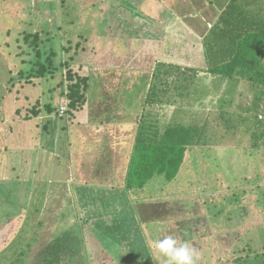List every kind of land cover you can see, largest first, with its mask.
I'll list each match as a JSON object with an SVG mask.
<instances>
[{"label":"rangeland","instance_id":"1","mask_svg":"<svg viewBox=\"0 0 264 264\" xmlns=\"http://www.w3.org/2000/svg\"><path fill=\"white\" fill-rule=\"evenodd\" d=\"M229 1L0 0V264H53L57 240L58 264H165L154 242L169 235L189 243L196 264H264L260 87L210 74L199 38ZM28 33L49 39L58 61L68 64L62 73L18 79L35 53L25 42ZM162 56L200 72L197 94L161 109L158 121L206 124L209 144L188 153L173 181L157 175L141 188L129 183L126 193L79 189L83 158L91 166L114 151L125 163ZM69 71L89 78L86 105L67 116L35 117L50 103L68 110ZM120 119L129 126H112ZM100 123L111 131L106 126L99 134ZM69 175L77 183L68 184ZM126 200H133L135 217ZM118 210L127 215L118 217ZM174 214L181 215L178 229ZM98 243L113 261L98 254Z\"/></svg>","mask_w":264,"mask_h":264},{"label":"trees","instance_id":"2","mask_svg":"<svg viewBox=\"0 0 264 264\" xmlns=\"http://www.w3.org/2000/svg\"><path fill=\"white\" fill-rule=\"evenodd\" d=\"M48 40L41 33L26 35L25 42L35 53L18 79L31 81L53 77L64 71L68 64L62 58L58 61L59 54L47 46ZM203 48L210 74L230 81H247L253 88L260 87V101H264V0H230L204 37ZM199 72L194 67L171 64L166 60L159 62L153 75V83L142 103L143 113L133 128H136L135 137L132 136L134 141L131 148L128 147L132 151L127 164L128 188L129 183L130 186L134 184L141 188L157 175H164L168 181L175 180L188 153L209 144V128L206 124L172 119L161 126L157 119L161 109L170 107L180 97L187 98L193 93L197 94ZM11 79L12 82L16 80L13 77ZM68 80L70 84L66 97L69 99V106L66 116L72 111L78 112L86 105L90 88L89 78L75 76L71 71L68 72ZM172 90L174 93L170 97ZM60 111V106L50 103L46 104L43 111H35L34 115L37 117L45 113L47 116L57 117L61 114ZM261 112L264 113V109ZM259 121L262 127L264 121L261 118ZM226 122L228 125L229 121ZM40 211L41 209L36 211V215ZM57 242L58 240L52 245L53 264H58V251L62 246H57ZM70 246L76 251L79 247L73 243Z\"/></svg>","mask_w":264,"mask_h":264},{"label":"crops","instance_id":"3","mask_svg":"<svg viewBox=\"0 0 264 264\" xmlns=\"http://www.w3.org/2000/svg\"><path fill=\"white\" fill-rule=\"evenodd\" d=\"M226 3H224V5H223L224 8L226 7ZM214 4H216V5L219 6V1L218 2H215L214 1L213 5ZM223 6H222V8H223ZM219 11H220V7H218L216 9V12L214 13V15L216 13H217V15L213 16V18L210 20V22L212 23L211 25H208L207 26L205 23L203 24L204 32L206 31V33H205V35L202 34L203 37L200 34V37L199 38L202 40L201 41L202 42V45H203V39H204V37L207 35V33L209 32V30L214 25V22H216V20L218 19L219 15L221 14V12H219ZM160 21H161V18L158 17V24L159 25H155V26L158 27L157 30L159 32H161V34H163V31L166 29V26H163L162 24H160ZM162 22H165V21H162ZM158 52H160V53H158L159 57L162 55V53H164V52H161V50L158 51ZM162 57L166 60V58L164 56H162ZM159 60L162 61L160 58H159ZM148 78L150 79V74H149ZM148 87L150 88V84H148ZM101 103H102V101H101ZM132 123H133V121H131V124ZM100 124H102V125H98V132H99V134H100V132L102 130L107 131L106 126L109 127V131L108 132L111 131L110 124H103V123H100ZM127 125H128V123L125 122L123 119L114 120L113 121V124H112V126H115V127H118V126L119 127H122V126L128 127L129 125L128 126ZM131 139H132L131 142H133L134 141V137H131ZM105 141H110V139H106ZM98 142L101 145H104V142H101L99 140H98ZM112 142L113 141L111 140V143ZM131 154H132V151H129L128 146H127V148L125 149V153H123V155H124L123 158L125 159V163L124 162L123 163H120L119 162V159H120V155H122V153H118V152H114V151L113 152L109 151V153L108 152H104V153H102V155H103L102 158L104 160L99 161V159L98 160L94 159L95 162L93 160V164L91 166L89 165V163H86V161L88 160V158H83V160H82L83 162H81L80 165H79V167H78L79 168L78 170L81 169V173H80L81 174L80 175L81 177L79 178V181H78V183H80V184H79L78 188L79 189H84V190H85V188H87L88 190H92V191H93V189H97L98 188V190L99 189H104V190H108L110 192H115L116 189H123V190H126V191H124V193L129 192L127 190L128 189V184H127V181H126V177H127V174H128V166H127V164H128V162H129V160L131 158L130 157ZM85 169H92V173H91L92 176H96V177L103 176L105 179H103V181H99V180L98 181H94L93 179H90V178H88V176H86L87 172H85ZM88 174L90 176V173H88ZM123 177H124V179H123ZM116 179L117 180L119 179V181L116 182ZM74 180H75V178L72 175H69L68 178H67V183L68 184H71V183H74V182L77 183V181H74ZM70 188H71V190H79V189H76V188L74 189L72 186H70ZM177 198L178 197H174L172 199H177ZM164 200H165V202H170L169 199H164ZM172 201H173V203H176L177 202L175 200H172ZM137 203H139V202H137ZM162 203H164V202H162ZM133 204H134L133 200L132 201L126 200L123 205L125 207V210L128 208L127 210L130 212V215L133 216V217H135V211H134V209L132 210V207H133L132 205ZM117 206H120L121 207V205H119V202L117 203ZM121 214L123 216L125 214L127 215V213L124 210L122 211ZM117 215H118V217L119 216H122V215H120V211L119 210H118V214ZM174 215L172 216V219L175 221V225H176L178 223V221H180V218L179 217H181V215H179L178 218L176 216L178 214H174ZM136 218L138 220H140L137 213H136ZM72 219L74 221H76V217L75 218H72ZM104 221H106L108 223V219H104ZM118 221H119V219H118ZM82 222L86 223V220L85 221H82ZM140 222L142 223V222H145V221H138L137 224L140 223ZM75 223H77V221ZM179 225H180V223H179ZM178 227L179 226H177V229H178ZM62 235H64V234H62ZM104 239H106V238H104ZM176 239L179 241L182 238L180 239L179 236H178ZM129 245H130L129 242L125 241L123 243L124 249L125 248H128ZM102 246H100V244L98 243V254H101V252H100V249H101L102 252H103V254H106V256L108 258H110V261L111 260L113 261V258L108 254V251L104 252V249H103L104 246L103 247Z\"/></svg>","mask_w":264,"mask_h":264},{"label":"clouds","instance_id":"4","mask_svg":"<svg viewBox=\"0 0 264 264\" xmlns=\"http://www.w3.org/2000/svg\"><path fill=\"white\" fill-rule=\"evenodd\" d=\"M157 252L165 258V264H196L195 250L187 242H179L173 236H165L154 242Z\"/></svg>","mask_w":264,"mask_h":264},{"label":"built area","instance_id":"5","mask_svg":"<svg viewBox=\"0 0 264 264\" xmlns=\"http://www.w3.org/2000/svg\"><path fill=\"white\" fill-rule=\"evenodd\" d=\"M61 113H62V115H64L65 114V112H66V110H64V108H63V106L61 107ZM260 118H262V116H260Z\"/></svg>","mask_w":264,"mask_h":264}]
</instances>
